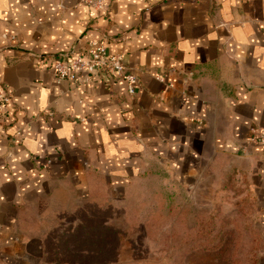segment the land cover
Returning a JSON list of instances; mask_svg holds the SVG:
<instances>
[{
    "label": "crops",
    "instance_id": "crops-1",
    "mask_svg": "<svg viewBox=\"0 0 264 264\" xmlns=\"http://www.w3.org/2000/svg\"><path fill=\"white\" fill-rule=\"evenodd\" d=\"M101 39L134 96L57 84L54 61ZM0 88V264H46L52 221L95 188L165 173L187 189L214 161L245 182L264 236V0H0Z\"/></svg>",
    "mask_w": 264,
    "mask_h": 264
},
{
    "label": "rangeland",
    "instance_id": "rangeland-1",
    "mask_svg": "<svg viewBox=\"0 0 264 264\" xmlns=\"http://www.w3.org/2000/svg\"><path fill=\"white\" fill-rule=\"evenodd\" d=\"M215 163L187 189L165 173L121 195L95 188L88 205L52 221L46 264H264L252 193ZM197 229L214 232L202 240Z\"/></svg>",
    "mask_w": 264,
    "mask_h": 264
},
{
    "label": "built area",
    "instance_id": "built-area-1",
    "mask_svg": "<svg viewBox=\"0 0 264 264\" xmlns=\"http://www.w3.org/2000/svg\"><path fill=\"white\" fill-rule=\"evenodd\" d=\"M96 12L104 11L106 0H79ZM57 84L85 85L95 80L106 84L122 80L127 84L128 94L135 95L136 76L125 66L120 54L109 51L104 40H89L84 48L72 55L63 54L52 65ZM12 108L10 96L0 88V114ZM264 149V135L257 137Z\"/></svg>",
    "mask_w": 264,
    "mask_h": 264
},
{
    "label": "trees",
    "instance_id": "trees-1",
    "mask_svg": "<svg viewBox=\"0 0 264 264\" xmlns=\"http://www.w3.org/2000/svg\"><path fill=\"white\" fill-rule=\"evenodd\" d=\"M213 232H214L213 229H210V230H207V231H200L199 229H197V235H199L201 238H203L202 240L211 238L210 236H212ZM217 235H219V234L217 233ZM216 237L217 236L215 235L214 238H216ZM220 242H221V240H220ZM210 244H209V242H207L206 245H209L210 246ZM216 247H218V245H213L209 250H213Z\"/></svg>",
    "mask_w": 264,
    "mask_h": 264
}]
</instances>
